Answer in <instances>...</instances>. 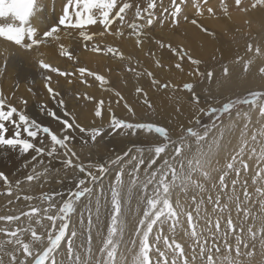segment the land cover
Returning <instances> with one entry per match:
<instances>
[{
  "label": "snow or ice",
  "instance_id": "obj_1",
  "mask_svg": "<svg viewBox=\"0 0 264 264\" xmlns=\"http://www.w3.org/2000/svg\"><path fill=\"white\" fill-rule=\"evenodd\" d=\"M41 0H0V19L5 21L0 24V38L8 44L14 45L25 52H31L34 49H39L41 46H48L56 42L59 47V56L67 57L68 60H73V53L68 51L65 45L60 42L62 40L61 33L71 35L77 33L82 45L85 49H89L94 53L103 52L105 55L112 54L124 59L123 53L116 48L107 47L102 49L93 42L96 35L103 37L105 34L115 37H124V27L130 29V35L136 37V44L140 46L143 43L142 37L148 34L154 22H163L165 16L173 24L179 23V17L182 13V5L186 0H169V6H163V0H147L146 6L141 7L138 3L134 4L133 0H62L61 14L55 26H47L38 31L36 26H33L32 18L36 17L40 10ZM207 5L209 0H203ZM224 4V0H221ZM236 8L243 12L249 11V8H241L242 0H234ZM162 8V12L158 16L157 8ZM257 7L264 8V0H254L251 4V9ZM134 8V19L132 22L126 21V15L130 9ZM209 15L214 16L215 11L212 7L206 9ZM199 14H203V9L198 10ZM225 15H228V9L224 8ZM119 21L122 27L113 29V25ZM191 24L195 25L203 32L209 30L198 23L196 19L191 20ZM102 26V31L99 33L89 32L90 26ZM160 49L167 48L172 55L178 57L180 61L185 60L193 65H199L200 61L193 59L186 53L183 48H173L170 43H164L161 40H156ZM247 53H254L256 56L264 55V51L260 47H254L248 44ZM246 53V54H247ZM36 63L40 69L44 70L43 79L44 87L50 97L55 99L59 93L52 87V75L55 73L61 77H70L75 73L62 71L58 67H54L51 63L37 57ZM252 60L249 59L244 63V70L247 71ZM156 66H162L161 60L156 61ZM6 67V64H5ZM176 69H182L179 62L175 63ZM76 71L79 73L81 83L87 84V77H94L96 81L103 87L108 84V81L103 75H99L89 71L84 67H79ZM128 71H134L129 68ZM259 73L264 76V67L259 68ZM197 75L200 73L197 72ZM224 74L228 75V69H224ZM137 76L140 73H136ZM149 77H153L151 72H148ZM206 79L212 80L213 73L207 72ZM72 83V80L68 81ZM154 85L167 88L169 85L160 84L155 78L152 79ZM217 87H222L220 82H217ZM183 89L191 94L190 103L198 104L199 96L194 92L192 83H185ZM31 91V89H29ZM137 94L143 93V89L137 87ZM117 97L116 103L124 100L119 92L115 93ZM77 94V99H80ZM85 100H93L94 98L88 94H84ZM27 103V101H22ZM61 107L64 106V101H58ZM145 104L150 109L152 104L145 98ZM247 105L249 109L257 108L261 125L256 131L250 134L251 146H249L250 125L252 124L251 116L248 113L244 114L245 123L239 131V146L230 155V159L226 163L225 169L218 177L217 183H213V187L218 186L219 193L224 194L229 185L226 178L229 176V171H234L235 176L241 175L240 168L236 167L237 161L241 168L245 171L249 169V164L244 161L246 152H250L249 159L255 158L257 162H264V91H250L249 96L237 98L225 102L220 107H197L196 113L193 114L192 120L195 127H187L182 130L181 135L173 139L171 130L165 126H159L155 122H126L123 119L116 117L111 112V106L107 109L110 112V124L114 130H126L123 135L135 136L137 133L154 134L151 135L153 147L151 153L147 157L148 168L157 165L158 160L162 164L151 172H148L146 178L141 182L140 167L145 164V153L139 151L136 156H132L127 164L121 166L116 172L112 183L109 185L111 218L107 228V233L102 241V246L98 249L99 256H93L91 248V228L93 224V196L95 195L94 208L97 218L99 217L101 201L104 194L102 181L105 174L109 171L110 165L121 163L122 157L117 155L114 159H110L103 164L87 165L80 162V157L73 150L70 141L73 139L71 132L74 129H79L80 133H87L93 142L102 135L100 127L88 129L76 122L75 117L71 119H61L55 111H48L47 115L52 119L59 121L62 126L58 130H53L48 126H42L35 120L30 119L25 113L19 111L17 107L8 104L3 93L0 92V148L12 151H18L21 155H27L30 152L35 153L32 160H38V163L43 165V171H37L35 165L26 176V181H40L42 176L50 174L53 171L61 172V168L53 170L44 163V157L49 158V161L57 160L62 165L65 175L69 171L72 173V178L76 181L74 190L70 191L67 199L60 201L57 205L54 197L60 195L42 194L39 197L32 195L20 196L21 180H17L15 185L9 180L4 172H0V181H3L6 187L5 193L12 197L16 193V200L28 202V211H22L16 215H0V221H4L9 225L13 222H21L22 217L27 218V227L16 226L9 228H0V264H243L240 257L243 256L247 260L255 256L256 241L259 238L260 248L264 254V187L257 186L255 188L256 199L259 204L260 214L256 215L249 208L242 206L252 200V194L248 191L247 181L244 183L243 202L236 195L235 189L239 181L231 180L232 191L227 195L228 202L235 203V210L238 214L242 213L243 218L248 220L251 216L253 221L245 230L242 226L234 223L231 215L226 218V228L222 229L220 217L218 216L213 223L210 217L206 218L207 230L211 233L210 237H205L202 231L197 230L196 218L201 216L203 199H197L196 195L191 197L194 205L191 211H185L177 201L175 207L171 201L173 190L179 187L183 191H188L190 188L197 189L200 193L204 192V184L199 182L197 177L203 181L213 180L212 171L213 165L219 163V156L224 147V140L231 136L236 131V123L231 119L228 124L221 123L217 125V121H222V118L227 114L231 117L234 109H237L236 115L240 116L239 106ZM124 108L135 117L134 109L127 103H124ZM45 107L46 106H42ZM179 111V109H177ZM105 109V101L99 100L95 104L94 116L103 118ZM64 117H70L71 114L64 112ZM201 116H207L212 121L211 125H204L200 130ZM11 125V129L8 127ZM212 129H216L215 133ZM45 134L47 143L40 134ZM26 137V138H25ZM258 137L260 138L258 140ZM40 140V146L36 141ZM256 144H260L259 154H257ZM172 150L165 158L162 154L166 153L168 147ZM125 156L128 152L124 153ZM128 166H131L130 168ZM27 167V165H25ZM83 174V178L78 176ZM127 177V179L125 178ZM258 181H264V167H258L252 177V183L256 185ZM93 185L99 186V191L94 193ZM151 186V192H148V187ZM140 188L145 194L140 197L139 205L142 206V215H140L135 228L134 236L138 238L133 240V248L130 254V259L126 254L121 253V244L123 233L127 224L125 217V204L136 188ZM86 201L83 209L80 212L79 223H73V214L76 212L77 205ZM34 200H39L40 203H31ZM208 201L211 202L213 212L220 214L229 209V204H221V195L215 198L208 196ZM13 204V200L8 201ZM44 204L46 206L41 207ZM138 206L136 211L140 212L141 207ZM179 209V211H178ZM87 212V224L85 225L84 215ZM186 217V223L190 232H185L189 235L194 247L191 248V256L185 250V246L176 239V230L180 224V216ZM47 221L49 223H43ZM256 221H259V228L254 231ZM35 225L39 226L43 231L38 234ZM168 225V231L172 234L171 238L164 235V226ZM71 225V227H70ZM239 228V232L237 229ZM154 229L156 233L153 238ZM82 231L87 232V246L81 252L82 245L77 243V239ZM223 231V237L217 239V235ZM247 232L249 243L243 238V233ZM46 233V239H45ZM235 233V247L228 240V235ZM26 234H30L29 239H25ZM65 255L60 257L62 242L66 240ZM152 238V239H150ZM162 241V246L161 242ZM211 241V243H210ZM223 244V250L221 248ZM235 252V257L232 252ZM127 252V250H125ZM155 257V259H153Z\"/></svg>",
  "mask_w": 264,
  "mask_h": 264
},
{
  "label": "rangeland",
  "instance_id": "obj_2",
  "mask_svg": "<svg viewBox=\"0 0 264 264\" xmlns=\"http://www.w3.org/2000/svg\"><path fill=\"white\" fill-rule=\"evenodd\" d=\"M43 1V2H42ZM58 1V2H57ZM44 0H41L40 10L36 17L32 18L33 26L38 28V31L46 28L47 26H55L58 17L61 14L62 8V0H50L47 1L50 3L49 13L46 10V5ZM134 4L138 3L141 7L146 6L147 0H133ZM254 0H242L241 8L247 7L249 11L243 12L240 9L236 8L234 4V0H224V4H221V0H209V3L205 5L203 0H186V3L182 5V13L179 17V23L173 24L168 18L165 16L163 22H154L150 31L146 30L148 34L142 37L143 43L140 46L136 44V37L134 35H130V29L124 27L125 36L124 37H115L112 35L105 34L103 37L96 35L93 42L100 46L102 49H106L107 47L116 48L119 52L123 53L124 59H120L118 56H113L112 54L105 55L103 52L94 53L89 49H85L80 41V38L77 33H73L71 35H66L67 46L75 45L78 47L76 51H79L80 60L75 57L73 60H68L67 57L59 56V53L44 55V60L46 62H52L54 59H59L63 61L68 66L65 67L64 71L70 73H77L76 70L79 67H84L89 71L103 75L105 79L108 81V84L103 87L100 85L98 81L94 79V77H87V84L81 83L80 86H68V81L72 78V84H74V80L76 83L80 81V79L71 77H61L55 73H50L52 75V87L59 93L55 99L49 96L47 90L44 87V70L40 69L38 63H36V58H42L43 54L37 53L39 49H34L31 52H25L23 49H19L14 45H9L8 42H5L0 38V92L3 93V96L6 98L8 104H11L23 113H25L30 119L35 120L40 123L42 126H48L53 130H58L62 126L59 121L52 119L47 115L48 111H55L61 119H71V117L76 118V122L81 126L91 129L93 127H100L102 135L97 138L96 142H93L90 136L87 133H80L79 129H74L71 132L73 139L70 141L73 150L77 152L80 157V162L87 165L89 163L92 164H103L105 159L101 160L103 157H99V155L104 154L107 156L108 154L121 153L122 147H114L108 146L107 149L104 150V144L109 139H114L115 137H121V141L123 139L131 138V133L128 135H123L124 130H114L109 127L110 124V112L107 110L109 105L111 106V112L116 115L117 118L123 119L126 122H155L159 126H165L171 130L170 134L173 139L178 138L181 135L182 130H186L187 127H195L193 124V114L191 115L189 121L184 122L182 124L167 122L166 117L167 114H159L154 110L155 100L162 95V93L168 88H163L158 85H154L152 83V79L155 78L160 82V84L171 83L173 86V90L166 91L169 94V98L174 96L176 92H186L183 89V85L185 83H192L194 85V92L199 96L198 105L203 108H209L212 106L220 107L223 103L228 102L229 100L244 98L249 96L248 92H237L225 94L224 91H220L218 94L209 93L202 94L201 93V85L205 82H209L210 80L206 79V73L211 71L214 74L219 73L222 74V67H225L226 62H215L212 54L226 49V43L230 42V45L233 47H239L243 49L245 53H247L248 44H252L254 47L260 45L264 42V33H262V27H264V8L257 7L256 9H251V4ZM163 6H169V0H163ZM207 7H212L215 11V15H209L206 11ZM228 9V15H225L224 8ZM203 9V14H199L198 10ZM162 12V8L158 7L156 10L157 15L159 16ZM47 15H45V14ZM42 14V15H41ZM47 18V19H46ZM49 18V19H48ZM238 18V20L236 19ZM44 19V20H43ZM134 19V8L130 9L126 15V21L132 22ZM196 19L198 23L203 25L205 28H208V32H203L195 25L191 24V20ZM235 19V20H234ZM43 20V21H42ZM216 20V21H215ZM2 19H0V24L4 23ZM40 22V23H39ZM215 22V24H214ZM231 25H235L240 27L238 29V33L228 32L227 30ZM42 26V27H41ZM96 27V28H95ZM122 27L120 22L117 21L116 24L113 25V29ZM228 28V29H227ZM226 29V30H225ZM90 33L95 32L99 33L102 31V26H90L88 29ZM95 30V31H94ZM224 30V32H223ZM190 32V33H189ZM230 34V35H229ZM240 34V37L239 35ZM227 37V42H225L224 36ZM238 35V36H237ZM76 36V37H74ZM201 36V37H200ZM199 37V38H198ZM79 38V39H78ZM198 40L200 45H196L191 40ZM76 39V40H75ZM76 41L73 43V41ZM156 40H161L164 43H170L173 48H183L188 55H190L193 59L199 60V65H193L190 61H188L187 56L185 60L180 61L178 57L171 54V52L165 48L160 49L159 45L156 43ZM51 46V44H49ZM228 46V45H227ZM37 50V51H36ZM242 54V53H241ZM161 60L162 66L157 67L156 61ZM179 62L182 65V69H176L175 63ZM210 63V65H207ZM6 64V67H5ZM205 64V65H204ZM225 65V66H224ZM187 66V67H184ZM73 68L71 72L70 69ZM129 68L134 69V71H128ZM63 71V67L60 69ZM192 70V71H191ZM148 72L153 74V77H149L147 75ZM200 74L197 75L196 73ZM136 73H140L139 76ZM215 76V75H214ZM57 77V78H56ZM76 77V76H75ZM65 79V81L63 80ZM69 78V79H68ZM214 78V77H213ZM74 79V80H73ZM67 80V82H66ZM66 82V83H64ZM172 82L174 84H172ZM80 82H78L79 84ZM66 86V87H65ZM68 86V87H67ZM179 86V87H178ZM137 87L142 88L143 93L137 94L135 89ZM175 87V89H174ZM74 88V89H72ZM78 88V89H77ZM157 88V89H156ZM176 88H178L176 90ZM31 89V91L29 90ZM199 89V90H198ZM264 91V89H256L255 91ZM175 91V92H174ZM116 92H119L124 100L120 101V103H116L117 97L115 95ZM187 93V92H186ZM241 93V94H240ZM77 94L80 95V99H77ZM84 94H88L92 96L93 100H85L83 98ZM171 95V96H170ZM223 97V98H220ZM230 97V98H229ZM145 98L149 103L152 104V108H148L145 104ZM211 98V99H210ZM204 99V100H203ZM216 99V100H215ZM220 99V100H219ZM224 101H222V100ZM63 100L64 106L61 107L58 101ZM99 100L105 101V109L103 118H96L94 116V108L96 102ZM191 94L186 95V101L188 104L193 105L194 103H190ZM203 100V101H201ZM208 100V101H207ZM22 101H27V103H22ZM215 101V102H214ZM127 102L135 111V117L124 108V103ZM208 103V104H207ZM203 104V106H202ZM168 104H165L167 106ZM195 105V104H194ZM42 106H46L42 107ZM199 106V107H200ZM249 108L247 105L239 106V111L242 112ZM67 111L71 114L70 117H64V112ZM167 112L168 110L165 109ZM237 109H234L231 117L227 114L222 118V121H217V125L219 126L221 123L228 122L230 119L237 118L236 115ZM258 111L255 110L254 113ZM196 113V112H195ZM252 115V114H251ZM253 116H258L254 114ZM257 120V121H256ZM252 122L253 129H258L261 125L258 123L260 119H256ZM212 121L207 116H201V125L200 130L203 129L204 125H211ZM11 129V125H8ZM213 130V129H212ZM122 132V133H121ZM120 133V134H119ZM141 137H140V136ZM148 134H146L147 136ZM154 135V134H152ZM41 138L45 140L47 143V138L45 134H40ZM141 138H139V137ZM144 134L137 133L134 140H140L142 145L133 146L129 151L128 155L133 151H137L136 149L140 148L139 151L151 150L153 147L152 141L150 139L151 134L147 137H143ZM124 137V138H123ZM128 137V138H127ZM143 137V138H142ZM26 138V137H25ZM144 139V140H143ZM118 141V140H117ZM37 145L40 146V140L36 141ZM172 150L171 146L168 147L166 154L170 153ZM35 153L30 152L27 155H21L18 151H12L8 149L0 148V172H4L5 175L8 176L9 180L15 185L17 180H21V191L19 195L22 197L24 195H32L35 197H39L42 194H54L59 193L54 197L57 205L59 206V201L63 199H67L70 191L74 190L76 181L72 178V173L69 171L67 175H65L62 165L57 160L49 161V158L44 157L45 165H48L53 170L57 168H61V172L56 173L53 171L50 174H46L41 177L40 181H33L31 183L26 181V176L32 169V166L35 165L37 171H43V165L38 163V160H32V156ZM125 155L122 156V160L120 164L110 165L109 171L105 174L102 182L106 180L109 183L103 184L104 194L101 201V207L99 212V217L97 218L94 201L95 195L93 196V224L91 228V248L93 256H99L98 251L95 249V243L98 241H102L106 236V229L110 224L111 218V205H110V191L109 185L112 183L115 173L119 170L121 166L125 163L129 158ZM98 156V157H97ZM123 161V162H122ZM27 165V167H25ZM237 168H241L240 163L236 164ZM114 168V169H113ZM144 166L142 169H145ZM218 167L213 170V173L219 175L216 171ZM245 173L244 170H241ZM235 176V172L232 171ZM249 171L245 174L249 176ZM81 178H83V174H78ZM127 179V177H125ZM237 178V177H236ZM199 182L205 184V181L197 177ZM94 193L98 192L99 189H95L97 186L93 185ZM6 187L3 184V181H0V193L6 192ZM207 190V188H206ZM148 192H151V186L148 187ZM217 192V190H216ZM145 193L138 187L136 188L131 196L128 198L125 204V217L127 220L132 218L133 216L142 215V206L139 205V200L142 195ZM173 197H171V201L175 207L177 201L181 203L182 201H191V197L193 195L198 196L199 191L195 188H190L188 191H183L179 187L173 190ZM16 193L12 197H8L7 195H0V211L3 212L5 207L9 208V212L11 215L20 214V209L24 210L28 208V202L23 200L15 199ZM60 199V200H59ZM13 200V204H9L8 201ZM192 202V201H191ZM31 203L38 204L39 200H34ZM85 200L82 199V202L77 205L76 212L73 214V223L78 224L80 218V212L83 209ZM41 207L46 205L41 204ZM141 207V211L137 212V207ZM22 210V211H23ZM179 211V209H178ZM10 215V214H8ZM87 212H85L84 219L85 225L87 224ZM132 215V217H131ZM26 217L21 218V222H13V225H9L4 221H0L1 228H12L16 226L27 227ZM180 219V218H179ZM5 225H3L4 223ZM23 222V223H22ZM47 221H43L46 223ZM240 222V221H239ZM257 222V221H256ZM20 223V224H19ZM49 223V222H48ZM241 224V223H240ZM249 224V222H248ZM247 225H242L246 229ZM180 225V224H179ZM14 226V227H13ZM33 227L36 228L38 234H40L43 230L35 225L33 222ZM71 227V225H70ZM105 227V228H104ZM185 227V226H184ZM183 227V228H184ZM199 228H202L203 235L208 237L211 233L207 230V227L202 223L198 224ZM259 228V227H258ZM106 230V231H105ZM239 228L237 229V232ZM101 231V232H100ZM126 232V227L125 231ZM156 233V229H154L153 238ZM2 234V233H1ZM0 234V235H1ZM164 235L172 236V234L168 231V225L164 226ZM3 235V234H2ZM1 235V236H2ZM235 233L231 234L228 237V240L233 245V249L235 247L234 241ZM244 235V234H243ZM0 236V237H1ZM87 232L82 231L77 239V243L82 245L81 252H83L84 247L87 246ZM220 237V236H219ZM219 237L217 239H219ZM30 234H26L25 239H29ZM46 239V233H45ZM67 239V237H66ZM152 239V238H150ZM186 240V239H185ZM249 240L247 237L246 241ZM259 238L256 241V253L255 256L251 259V261L247 260L245 257L241 256L240 259L243 261V264H264V255L262 254V250L259 244ZM67 242V241H66ZM132 241L123 239L121 244V249H127L130 252L132 251ZM251 241L249 240V243ZM162 246V241L160 242ZM211 243V241H210ZM195 246V245H194ZM193 246V247H194ZM189 247V243L187 244ZM192 248V247H191ZM191 248L189 252L191 251ZM221 248L223 250V246L221 244ZM66 250L65 248L60 251V257H64ZM62 252V254H61ZM232 256L235 257V252H232ZM58 257V258H60ZM155 259V257H153ZM201 263V262H200Z\"/></svg>",
  "mask_w": 264,
  "mask_h": 264
},
{
  "label": "bare ground",
  "instance_id": "obj_3",
  "mask_svg": "<svg viewBox=\"0 0 264 264\" xmlns=\"http://www.w3.org/2000/svg\"><path fill=\"white\" fill-rule=\"evenodd\" d=\"M44 1L47 2V1H50V0H44ZM45 5H46V10L49 13V11H50L49 10L50 3L47 2V3H45ZM236 19L238 20V18H236ZM214 24H215V22H214ZM239 28L240 27H238V26L231 25L229 27V29L227 28L228 29L227 30L228 32H226V33H229V32L231 33L233 31L237 32ZM89 29H90V27H89ZM223 32H224V30H223ZM262 33H264V27H262ZM229 35L224 36V37H226V38H224L225 42H227V37ZM238 35L240 37V34H238ZM61 36H62V40L60 42H62L65 45V47L67 48L68 51H70V52L73 53V56H76L75 57V61H76V58H78V61H79L80 60V54H78L79 51H76L78 49V47H76L75 45L67 46L68 45L67 44V39H66L67 36L64 35L63 32L61 33ZM74 37H76V36H74ZM229 38H230V36H229ZM75 40L73 41V43L76 42ZM190 41H192L193 43H195L197 46L200 45V43L198 42V40H194L193 38H191ZM226 44L228 45V46L227 45L225 46L226 49L221 50V51H217V52L213 53L212 54V57L213 58H210V59H215L216 60L215 62H218V63L219 62H222V61L223 62H226V64H225L226 66L224 65L225 67H222L220 69V70H222V74L216 73V74H214L215 76L213 75L214 78L212 80H210L209 82L207 81V82L203 83L201 85V87H199V88L202 89L201 90V93L202 94H204V93L209 94V93H215V92H217L216 94L219 96L221 94V93L218 94L220 91H222V92L224 91L225 94H230V93H233V92L234 93H237V92H248L249 93L250 91H255L256 89H259V88L260 89H264V76H261L260 73H259V68L264 67V55L256 56V55H254V53H247L246 54L243 49H240L239 47H233V46H231L230 45V42H227ZM257 46L260 47L262 49V51H264V42L262 44H260V45H257ZM37 53L43 54L42 59H44V55H50V54L59 53L58 43L53 42V43H51V46H49V45L48 46H41V48H39V51H37ZM249 59L252 60V63L249 64L248 70L245 71L244 70V63L247 60H249ZM49 63H51L54 67H58L59 69H61L63 67V71H64L65 67L68 66V64H65L63 61H61L59 59H54L52 62H49ZM207 65H210V63H208ZM184 67H187V66H184ZM225 68L228 69V75H225L224 74V69ZM67 70L68 69H66V71ZM70 70L72 72L73 71V68L70 69ZM76 72H78V71H76ZM75 76H73V78H76V79L78 78L79 79V74L76 73ZM64 78H66V77H64ZM64 78H63V80L65 81ZM70 79L72 80V78H70ZM66 82H67V80H66ZM66 82H64V83H66ZM78 82H80V81H78ZM78 82L76 83V80H74V84L70 85L71 83L69 84V82H68V84L67 83L66 84L69 87L70 86H74L75 87V86H78V85L80 86L81 82L79 84H78ZM217 82H220L222 84V87H219L218 88L217 87ZM172 84H174V83L172 82ZM167 85H169L168 88L162 93L161 96H159L154 101L155 102L154 110L157 111L159 114L166 113L167 114V117H166V121L167 122H173V123L182 124L184 122H187V121L191 120L190 119L191 115L196 112L197 107H199L200 105H198V104H195V105L194 104L193 105L188 104L187 101H186V95H187L186 92H180V91H178V92H176V94L174 96H171L170 95L171 98H169V94H167L166 91H168V89L169 90L170 89L173 90V86L175 84L172 86L171 83H169V81H168L167 82ZM72 89H74V88H72ZM174 89H175V87H174ZM177 89L178 88H176V90ZM188 95H189V93H188ZM196 95H198V94H196ZM220 98H223V97H220ZM203 100H201V101H203ZM224 100H222V101H224ZM165 104H168V105L165 106ZM202 106H203V104H202ZM165 109H167L168 111L166 112ZM177 109H179V111ZM255 110L258 111L257 108H251V109L247 108L246 110L240 112L241 113L240 116H238L237 118L231 119L233 122L236 123V131L231 136L227 137L224 140V147H223V150H222V152L220 153V156H219V163L213 165V170H215L218 167V169L216 171L218 172L219 175H221L222 172L224 170H226L225 169V166H226V163L228 162V160L230 159V155L233 154L235 150H238V146H239V143H240V141L238 139V137H239V131L242 129V126L245 123V120L243 118L244 117V114L245 113H248L251 116L252 122L255 121L256 119H260L258 116H253L254 114H257L258 113V112L257 113H254ZM236 116L237 115H234V117H236ZM228 123H229V121L228 122H224L223 124H228ZM256 130H257L256 128L253 129V124H251L250 125V133H249V146H251L250 134H251L252 131H256ZM215 131H216V129H213L212 130L213 133H215ZM148 135H150V134H148ZM147 136H146V134H144L143 137H147ZM118 138L115 137L114 139L107 140L105 142L106 144H104V146H105L104 147V150L107 149L108 146H114V147H118L119 146L120 148L122 147V149H123L122 152L121 153H115V154H113V153L112 154H108L107 156H105L104 154H102V155L100 154L99 157L100 156L103 157L101 160L105 159V161L103 163H105L106 161H108L110 159H114L117 155H120L122 157L124 155V153L125 152H128L133 146H140V145H142L140 143V140L131 139V138H134V136H131V138H128L127 137L128 139H123V141L119 140V139H121V137L119 139ZM259 139L260 138L258 137V140ZM255 146L257 148V154H259V150H260L261 145L260 144H256ZM136 150L137 151H133L132 153H130V155H128L129 158H124V159H127V160L125 161V163L123 165L127 164V161L132 156H136L138 154L140 148H138ZM143 152L145 153V164L144 165H141V167H140L139 176H140L141 182H143V180L146 178V175H147L148 172H151L153 169H155L156 167H158V166H160L162 164V161L161 160H158L157 165H153L151 169L148 168V159H147V157L150 155L151 150H146V151H143ZM250 155H251L250 152H246V154L244 156V161L249 164V169L247 170V171H249L248 172L249 173V176H246L245 175L247 173V171L244 170L245 173L243 171H241V175L236 178V177L233 176L234 173L232 171H229V176L226 178L229 187H228V189L225 190L224 194L219 193L218 186L217 187H213L212 186L213 183H217V185H218V177H219V175L214 174L213 171H212L211 174H212V176H213L214 179L211 180V181H205V184H204V189L205 190H204V192L203 193H200L199 192V195L197 196V199L198 200L199 199H203L204 200V204L202 205L201 216L198 217V218H196V221H197V230L198 231L202 230V228H199L198 227V224L199 223H202L203 225H205L207 227L206 218H208V217H210L212 219L213 223H214L215 220L217 219V217L219 216L220 217V222H221V225H222V229L226 228V218L228 217L229 214L231 215V218L233 219L234 223L236 225H238V226L247 225L248 222H249V224H248V226H249L250 224L253 223V221L251 219V216L248 218V220H245L243 218V214L242 213L238 214L236 212V210H235V203L234 202H228L227 201V195L229 193H231V191H232V187H231V180L232 179H237L239 181V183L236 186L235 192H236V195L239 197V199L242 202L244 200V197H243L244 188H243V186H244L245 181H247L248 191L252 194V197L253 198H252L251 201L247 202L246 204H242V206L249 208L250 211L252 213L256 214V215H259L260 214L259 204L257 202L256 194H255V188L257 186L264 187V181H258V183L256 185H254L252 183V177L254 176L255 172L258 170V167H264V162H257L255 160V158L249 159V156ZM162 156H164L165 158L167 157L166 155H163V154H162ZM238 162H239V160L237 161V163ZM144 166L146 168L145 169H142ZM128 167L130 168L131 166H128ZM241 170H243V169H241ZM105 183H109V181L106 180L105 182H102V185L105 184ZM206 188H207V190H206ZM95 189L96 190L99 189V186H97ZM216 190H217V192H216ZM217 195H221V204L222 205L224 203H228L229 204V209L228 210H225V212L222 213V214H220L218 212H213L214 205L211 202L208 201V196H212L213 198H215ZM191 201L190 200L189 201L184 200V201H182L180 203V205H181V207L185 211H191L193 209V207H194V205L192 204ZM4 209L5 210L3 212L0 211V215H8V214L11 215V213H10L11 211L9 212V208L5 207ZM22 210L20 209V212H22ZM28 210L29 209H25L24 208L23 211H28ZM131 217H132V215H131ZM138 219H139V216L136 215V216H133L132 218H129L127 220L126 232L123 233V239H126V241L127 240L133 241L135 239V240H137V243H138V238H136L134 236V228H135V225H136ZM25 220H27V218ZM2 223H4V222H2ZM46 223H48V222H46ZM255 223H256V227L254 228V231H256L258 229V227H259V221L255 222ZM3 225H5V223ZM1 227H3V226L0 225V228ZM247 227H246V229H247ZM243 228H245V227H243ZM185 232H190V229H188V227H187L186 217L183 216V215H181L180 216V225L177 227V230H176V239L178 240V242H181L185 246L186 252L188 253L189 256H191L192 253H191V251L189 252V250H190L191 247L194 246V244H193L190 236L189 235H185ZM231 234H233V233H230L228 235V237ZM243 234H244L243 235V238L246 240L247 237H248L247 232L245 231ZM165 235H167V234H165ZM210 236H208V237H210ZM169 237L171 238V236H169ZM218 237H219L218 240H220L221 237H223V231H221V233H219L217 235V238ZM66 241H67V239L64 242H62V249L65 248ZM102 241H98V242L95 243V249L97 251L102 246ZM247 241L249 242V240H247ZM233 242H235V241H233ZM188 243H189V247H187V244ZM131 245H132V247H134L132 243H131ZM222 246H223V244H222ZM125 250H127V249H121V253L126 254L128 256V258L130 259L131 252L129 250H127V252H125ZM61 254H62V252H61ZM60 258H62V257H60ZM93 264H95V262H93ZM198 264H201V263L198 262Z\"/></svg>",
  "mask_w": 264,
  "mask_h": 264
}]
</instances>
